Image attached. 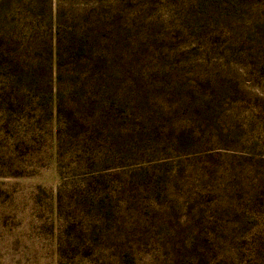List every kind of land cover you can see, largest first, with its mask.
Listing matches in <instances>:
<instances>
[{
	"label": "rangeland",
	"instance_id": "rangeland-1",
	"mask_svg": "<svg viewBox=\"0 0 264 264\" xmlns=\"http://www.w3.org/2000/svg\"><path fill=\"white\" fill-rule=\"evenodd\" d=\"M0 264H264V0H0Z\"/></svg>",
	"mask_w": 264,
	"mask_h": 264
}]
</instances>
